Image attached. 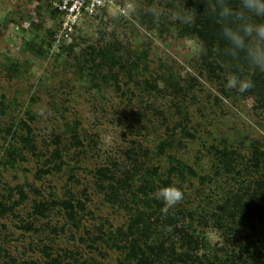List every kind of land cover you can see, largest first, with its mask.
I'll return each mask as SVG.
<instances>
[{
    "label": "rangeland",
    "instance_id": "1",
    "mask_svg": "<svg viewBox=\"0 0 264 264\" xmlns=\"http://www.w3.org/2000/svg\"><path fill=\"white\" fill-rule=\"evenodd\" d=\"M204 9L116 0L56 44L49 0H0V264H264V71Z\"/></svg>",
    "mask_w": 264,
    "mask_h": 264
},
{
    "label": "clouds",
    "instance_id": "2",
    "mask_svg": "<svg viewBox=\"0 0 264 264\" xmlns=\"http://www.w3.org/2000/svg\"><path fill=\"white\" fill-rule=\"evenodd\" d=\"M203 13L215 18L219 24V36L225 43L224 53L235 59H242L248 66L264 71V0H240L238 7H232L227 0H214L209 4L203 0ZM171 18L176 21L192 22L195 10L170 9ZM226 86L245 92L254 86L250 79L231 75ZM183 192L175 186L160 187L156 198L162 201L165 210L174 207L183 199Z\"/></svg>",
    "mask_w": 264,
    "mask_h": 264
},
{
    "label": "built area",
    "instance_id": "3",
    "mask_svg": "<svg viewBox=\"0 0 264 264\" xmlns=\"http://www.w3.org/2000/svg\"><path fill=\"white\" fill-rule=\"evenodd\" d=\"M55 10L56 28L51 34L54 43L71 41L78 25L110 7L116 0H49ZM123 12L124 9H121Z\"/></svg>",
    "mask_w": 264,
    "mask_h": 264
},
{
    "label": "trees",
    "instance_id": "4",
    "mask_svg": "<svg viewBox=\"0 0 264 264\" xmlns=\"http://www.w3.org/2000/svg\"><path fill=\"white\" fill-rule=\"evenodd\" d=\"M208 2L209 3H214V0H208ZM227 3H229L230 5H232V7H238L239 6V1L238 0H227ZM52 12H53V14L55 15V10H53L52 9ZM212 20H214L215 21V18H213V17H211V16H209V15H207V14H203V16H202V21H200V23H199V25H200V29H203V30H208V28L212 25ZM199 37L200 38H202L204 41H210V42H212V41H215L216 40V42H217V39H214V38H212V37H209V36H205V34L203 35H199ZM207 38H210V39H207ZM219 38V37H218ZM207 39V40H206ZM218 48H219V52H220V54L222 55L223 53H224V48H225V43L222 41V39L221 38H219V42H218ZM253 210H256V211H258V207L257 206H255V208H253ZM138 220V219H137ZM141 220V219H140ZM135 225H136V223H132V226H133V229L132 230H134V227H135ZM131 230V231H132ZM160 249H162L161 248V246H160ZM148 250L150 251V252H154L153 250H152V247L150 248V247H148ZM138 253H139V256L141 257V255H143L144 254V252L141 250V249H139L138 248V246H136V242H133V244L131 245V247H130V254L133 256V257H137V255H138ZM139 256L137 257V259H138V261L140 262V263H142L143 262V260L141 259V258H139ZM145 260H144V262H145V264H147V262H146V258H144Z\"/></svg>",
    "mask_w": 264,
    "mask_h": 264
}]
</instances>
